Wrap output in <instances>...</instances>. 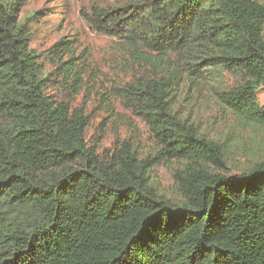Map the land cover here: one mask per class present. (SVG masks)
<instances>
[{"label": "trees", "instance_id": "1", "mask_svg": "<svg viewBox=\"0 0 264 264\" xmlns=\"http://www.w3.org/2000/svg\"><path fill=\"white\" fill-rule=\"evenodd\" d=\"M27 1L0 0V264H264V158L221 172L223 146L175 111L236 72L214 97L264 123V0H118L87 14L128 59L113 96L155 136L153 159L88 143L84 109L48 92L78 94L85 60L66 39L44 59L31 47ZM166 159L183 164L177 198L152 174Z\"/></svg>", "mask_w": 264, "mask_h": 264}, {"label": "rangeland", "instance_id": "2", "mask_svg": "<svg viewBox=\"0 0 264 264\" xmlns=\"http://www.w3.org/2000/svg\"><path fill=\"white\" fill-rule=\"evenodd\" d=\"M115 1L118 0H28L21 16L30 17L31 47L42 54L43 59L52 45L66 39L73 45L80 63L85 60L83 87L78 94H68L57 82L50 83L48 92L66 100L72 108L84 109L89 117L88 143L100 153L109 154L124 142H130L139 158L153 159L161 148L155 136L113 96L116 88L131 79L128 59L118 51L117 38L96 31L87 21V14H91L95 6ZM50 65L47 64L48 69H52ZM240 81L238 73L223 72L218 86L183 93L175 106V111L194 124L201 135L223 146L226 165L218 170L230 175L264 158V123L244 120L214 97L215 91L231 89ZM256 96L264 108V87L258 88ZM181 167V161L171 159L154 163L152 174L161 193L178 197L174 176Z\"/></svg>", "mask_w": 264, "mask_h": 264}]
</instances>
